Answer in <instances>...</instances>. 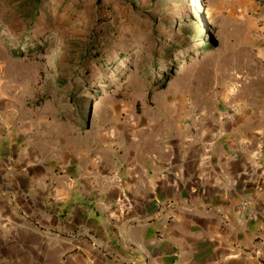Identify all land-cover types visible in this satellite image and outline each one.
<instances>
[{
	"label": "crops",
	"instance_id": "obj_1",
	"mask_svg": "<svg viewBox=\"0 0 264 264\" xmlns=\"http://www.w3.org/2000/svg\"><path fill=\"white\" fill-rule=\"evenodd\" d=\"M210 112L63 167L51 125L0 112V264H264V107Z\"/></svg>",
	"mask_w": 264,
	"mask_h": 264
},
{
	"label": "rangeland",
	"instance_id": "obj_2",
	"mask_svg": "<svg viewBox=\"0 0 264 264\" xmlns=\"http://www.w3.org/2000/svg\"><path fill=\"white\" fill-rule=\"evenodd\" d=\"M224 104L264 107V0H0V112L51 125L62 167Z\"/></svg>",
	"mask_w": 264,
	"mask_h": 264
},
{
	"label": "built area",
	"instance_id": "obj_3",
	"mask_svg": "<svg viewBox=\"0 0 264 264\" xmlns=\"http://www.w3.org/2000/svg\"><path fill=\"white\" fill-rule=\"evenodd\" d=\"M249 201L248 200H243L241 203H240V209L246 207L247 205H249ZM261 257L264 258V251L262 253L259 254Z\"/></svg>",
	"mask_w": 264,
	"mask_h": 264
},
{
	"label": "trees",
	"instance_id": "obj_4",
	"mask_svg": "<svg viewBox=\"0 0 264 264\" xmlns=\"http://www.w3.org/2000/svg\"><path fill=\"white\" fill-rule=\"evenodd\" d=\"M36 1V0H35ZM96 59H97V57H96ZM149 66H152L153 68H155L156 66H157V64L156 63H152L151 65H149Z\"/></svg>",
	"mask_w": 264,
	"mask_h": 264
},
{
	"label": "water",
	"instance_id": "obj_5",
	"mask_svg": "<svg viewBox=\"0 0 264 264\" xmlns=\"http://www.w3.org/2000/svg\"><path fill=\"white\" fill-rule=\"evenodd\" d=\"M167 81H169V79L165 80L164 83H166Z\"/></svg>",
	"mask_w": 264,
	"mask_h": 264
}]
</instances>
